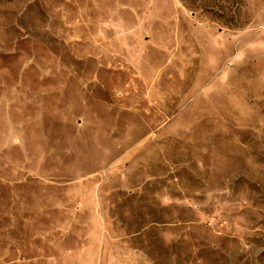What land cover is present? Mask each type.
Here are the masks:
<instances>
[{
    "label": "rangeland",
    "instance_id": "374dc122",
    "mask_svg": "<svg viewBox=\"0 0 264 264\" xmlns=\"http://www.w3.org/2000/svg\"><path fill=\"white\" fill-rule=\"evenodd\" d=\"M0 264H264V0H0Z\"/></svg>",
    "mask_w": 264,
    "mask_h": 264
}]
</instances>
